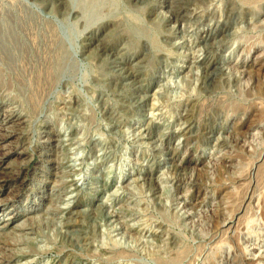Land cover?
I'll return each instance as SVG.
<instances>
[{
  "label": "rangeland",
  "instance_id": "rangeland-1",
  "mask_svg": "<svg viewBox=\"0 0 264 264\" xmlns=\"http://www.w3.org/2000/svg\"><path fill=\"white\" fill-rule=\"evenodd\" d=\"M130 23L148 35L130 66L155 79L143 107L100 69ZM14 38L25 55L4 53ZM6 135L0 172L22 184L0 187V225L20 212L12 226L34 230H6L9 264H264V0H0ZM72 217L88 242L65 233Z\"/></svg>",
  "mask_w": 264,
  "mask_h": 264
},
{
  "label": "bare ground",
  "instance_id": "bare-ground-1",
  "mask_svg": "<svg viewBox=\"0 0 264 264\" xmlns=\"http://www.w3.org/2000/svg\"><path fill=\"white\" fill-rule=\"evenodd\" d=\"M183 9L185 11H188L189 10V6L185 5L183 7ZM72 13H73V11L71 9V14ZM141 27L142 26L139 25V24L130 23V26L126 27V28H128V33L129 34H127L128 38L126 39L125 44L123 43V45L121 47H116L115 52L112 53L113 59L112 60H108V61L104 60L106 62H102V64H101L102 67L100 66L101 71H103L104 68L107 67L106 73L104 72L102 74L106 77L107 81L113 82V84L116 86L114 89H118V88L121 87V91H120L121 94L126 98L127 101H129V105L133 106V107L134 106L143 107V106H145V105H147L149 103L151 105V102L153 101V98L155 97V93H154V90H155V83H154L155 79L151 81L149 86H144L143 85V78H140V73L137 70V67L135 65H133V66L131 65L130 66L131 62H129L131 59H133L135 57V55L132 56V53H130L131 50L135 49L136 45H133V44L139 42L143 37H147L148 36L144 32H143L144 35L140 34L139 30L140 29L142 30ZM219 31H220V29L217 31V33H215V32H212V30H210L209 37H207L205 39V41L207 40V42H209L208 41L209 39H211V38L214 39V35L218 34ZM96 39L97 38H95V37H91L90 38V42L93 41V40H96ZM214 41L215 40L212 41L213 44H215ZM88 44H89V42H88ZM92 44H94V43H92ZM92 48L91 47H87L86 48V46L83 45L82 48H81V51L84 52V51L87 50L88 56L90 57V56H93L99 49L98 46L95 49L91 50ZM28 49L26 50V48L23 45H20V41L17 38H14L12 41H9L8 43L5 42V44L3 45L4 53L10 54V55L13 53L14 50L17 51L19 54L25 55L26 51H28ZM56 56H58V60L63 61L62 53L60 51L59 52L57 51ZM109 61H111V62H109ZM205 63H206L205 66L208 67V69H207L208 70L207 71V77H208V79L210 78V80L214 81L219 67L216 66V63L214 62V60H212L210 62H207V60H206ZM56 65L60 66L61 63H57ZM108 68H109V71H108ZM136 81L140 82V83H135ZM119 83H120V87H117V86H119ZM132 88H137V89L134 90ZM149 110H150V108H149ZM148 112L150 113V111H148ZM18 117H20V116H18ZM190 117H192V110H191V113H188V112L185 113L184 120L182 121L181 124L178 125V127L180 126V128H179L180 129L179 131L181 132L180 134L182 135V137H184V139L186 141L188 139H190V137L193 134V131H192V128H191V124L192 123H191V118ZM153 126H154L153 122H151L147 126H145L146 128L144 130H141L140 136L143 137V138H147L149 140H152L153 138L151 137V132H152V127ZM51 131H49V127H46L45 130H44V132L47 133V135L51 134L52 133ZM13 133H11V134H13ZM10 135L2 136L0 139H2L3 141L7 140V139L12 137ZM50 141H53V140H50ZM47 149L48 148H45V150L43 151V156L45 158L48 157V151L49 150L47 151ZM170 159L174 160L175 159V155L173 154V156ZM54 161L55 160H50V159H47V158L44 159V162L46 164H50V165ZM152 170L153 169H151L148 172H151ZM1 173L2 172H0V187L8 184L10 181H16L17 183L22 181V172L21 171L17 172V173H10V174L8 173V175H6V174L2 175ZM21 184H22V182L20 183V185ZM17 192L19 193L20 190H17ZM51 210H54V209H51ZM23 212L25 213L26 210H23ZM79 212L80 211H78L76 213L78 214ZM1 215L2 216H0V218L3 217L5 215V213H2ZM22 216H28V215L27 214H23V213L20 214V212H16L14 215H9V217L3 218V223L0 225V241L4 242L2 244H5V242L7 240L6 236H8V233H7L6 230H8L10 227H12V230L16 229V230L25 231L26 234L30 233V232L34 233L33 232L34 230L30 226V224L27 223V221H22V222H20V223H18L16 225L12 226V224H14L17 220H19V217H22ZM75 217L67 219L66 224L64 226L65 227V233H68V234L71 233L76 238H78L80 240H85V242H88L86 240H88L90 238L89 233L86 231L83 222H81L79 219H75ZM71 239H73V238L71 237ZM11 245H12V243H11ZM0 246H2V245H0ZM6 248H7V246H6ZM238 254H239V257H238ZM238 254H237V257L239 258V260H241L243 258L242 257V252L241 253L238 252ZM15 257H16V255H10V256L6 255V254L5 255H0V264H9V263H11L12 261H14L16 259Z\"/></svg>",
  "mask_w": 264,
  "mask_h": 264
}]
</instances>
